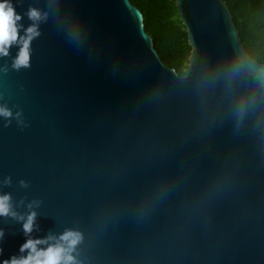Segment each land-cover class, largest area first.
Masks as SVG:
<instances>
[{
    "label": "water",
    "instance_id": "1",
    "mask_svg": "<svg viewBox=\"0 0 264 264\" xmlns=\"http://www.w3.org/2000/svg\"><path fill=\"white\" fill-rule=\"evenodd\" d=\"M9 2L21 35L29 7L47 13L30 67L12 68L18 45L0 56V105L13 112L0 116V194L18 213L41 202L31 237L79 230L83 264H264V89L247 71L225 78L234 63L264 64L224 0H175L184 75L131 0ZM0 229V264L26 255L22 222L0 217Z\"/></svg>",
    "mask_w": 264,
    "mask_h": 264
},
{
    "label": "clouds",
    "instance_id": "2",
    "mask_svg": "<svg viewBox=\"0 0 264 264\" xmlns=\"http://www.w3.org/2000/svg\"><path fill=\"white\" fill-rule=\"evenodd\" d=\"M28 18L33 21L21 35L19 29L23 27L17 22L22 19L21 15L15 11L9 0H0V56H7L9 49L15 44L19 46V51L13 60L12 68L19 71L21 68L30 67L31 42L40 35L38 22L47 18V13L42 15L41 11L35 7H29ZM5 72L7 68L3 69ZM247 71L253 75L258 85L264 89V68H255L244 62L234 63L225 73L227 80L235 79L242 72ZM249 101L241 99L237 105L236 114L242 118L247 111ZM0 116L4 117L7 123H11L13 112L6 106L0 105ZM22 113L17 112L15 117L18 123H23ZM7 126V125H6ZM10 178L5 183H10ZM22 187H27V182L20 181ZM39 200H33L27 205L28 213H18L14 210L12 197L10 194H0V217L11 216L13 219L22 222L23 233L28 237L20 245L19 252L26 255H13L9 259L3 260L2 264H83L79 257V245L83 242V234L76 229H65L56 235L49 233L40 238H32L36 225L37 213L35 208L40 205ZM4 237L3 229H0V239ZM3 249L0 248V254Z\"/></svg>",
    "mask_w": 264,
    "mask_h": 264
},
{
    "label": "trees",
    "instance_id": "3",
    "mask_svg": "<svg viewBox=\"0 0 264 264\" xmlns=\"http://www.w3.org/2000/svg\"><path fill=\"white\" fill-rule=\"evenodd\" d=\"M143 13L144 27L161 59L184 75L191 46L175 0H131ZM241 42L254 60L264 64V0H224Z\"/></svg>",
    "mask_w": 264,
    "mask_h": 264
}]
</instances>
